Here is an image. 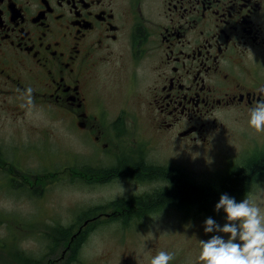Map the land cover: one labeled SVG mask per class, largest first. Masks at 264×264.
<instances>
[{
  "label": "flooded vegetation",
  "instance_id": "obj_1",
  "mask_svg": "<svg viewBox=\"0 0 264 264\" xmlns=\"http://www.w3.org/2000/svg\"><path fill=\"white\" fill-rule=\"evenodd\" d=\"M28 87L31 109L21 107ZM262 87L264 0H0V173L6 184L20 177L32 187L30 179L64 175L137 186L79 213L71 226H57L40 264H75L90 229L183 226L190 210L197 217L216 213L215 206L168 195L176 179L197 189L217 187L264 162V134H251L248 123L250 108L264 99ZM60 126L68 149L57 139ZM236 128L245 140L214 158L230 159L220 175L189 172L193 157ZM15 131L44 148L56 143L35 160L65 169H21L14 177L19 166L1 146L14 147ZM260 177L264 171L235 200ZM138 250L135 242L130 256L119 253L116 263L106 264H150L158 254ZM199 254L175 253L169 264H197Z\"/></svg>",
  "mask_w": 264,
  "mask_h": 264
},
{
  "label": "rangeland",
  "instance_id": "obj_2",
  "mask_svg": "<svg viewBox=\"0 0 264 264\" xmlns=\"http://www.w3.org/2000/svg\"><path fill=\"white\" fill-rule=\"evenodd\" d=\"M41 123H45L41 120ZM44 125V124H42ZM61 126L56 129L57 139L60 138V147L68 149L70 142ZM44 133L34 137H45ZM254 134V131H250ZM264 134V133H263ZM4 138V135L0 134ZM14 147L2 145L1 148L19 167L12 169L14 177L20 170L29 173H48L53 169L63 171L60 164L52 165L51 162L37 163L35 157L50 149H55L56 143H47L44 148L39 144V139L32 141L21 140L19 132L15 131ZM236 128L231 132L217 136L213 139V148L204 150L197 158L189 162V172L195 177L210 179L220 175L228 166L230 159L216 161L222 153L229 152L232 147L244 141ZM264 140V135L259 138ZM79 146V143H77ZM78 148V147H77ZM62 152V150H61ZM27 159H33L26 161ZM3 159H0V162ZM72 164L67 165L70 167ZM69 171H67L68 173ZM38 183L30 179L34 186L27 185L26 181L13 179L14 186L6 184V176L0 173V264H40L49 254V245L52 244L58 232L57 226L69 227L72 221L77 220L78 214L90 209L91 206L103 204V199L116 194H123L137 188L129 180H117L108 184H99L95 181H77L75 178L63 179L61 175L45 178ZM21 184V185H19ZM22 187V188H20ZM245 197L251 199L261 207L264 214V177L255 179L249 192L236 202H242ZM166 216V214H164ZM189 221L183 226L169 223L167 227L158 225L141 226L133 228H96L90 229L82 242L80 257L75 264H106L117 262L119 253L130 256L133 244L139 243L140 253L166 251L169 253H200V241H207L213 235H220L225 240L228 234L205 233L204 226L207 218H212L223 227L226 214L220 210L214 214L196 216V212H188ZM56 223V224H55ZM169 249V250H168ZM131 264H138L131 260Z\"/></svg>",
  "mask_w": 264,
  "mask_h": 264
},
{
  "label": "clouds",
  "instance_id": "obj_3",
  "mask_svg": "<svg viewBox=\"0 0 264 264\" xmlns=\"http://www.w3.org/2000/svg\"><path fill=\"white\" fill-rule=\"evenodd\" d=\"M33 91L31 87L23 91L25 103L21 107H34ZM260 94L264 96V87ZM248 123L255 133H264V99H258L250 108ZM221 209L226 214L227 223L221 227L212 218H207L204 232L228 234V239L213 235L207 241H200L197 264H264V214L261 207L247 197L237 203L235 198L222 194L215 205L217 212ZM173 259L174 254L159 251L150 264H169Z\"/></svg>",
  "mask_w": 264,
  "mask_h": 264
},
{
  "label": "trees",
  "instance_id": "obj_4",
  "mask_svg": "<svg viewBox=\"0 0 264 264\" xmlns=\"http://www.w3.org/2000/svg\"><path fill=\"white\" fill-rule=\"evenodd\" d=\"M252 167L243 171L235 178L225 180L217 187H206L197 189L191 185H187L176 179L174 182L175 188L172 190L171 199H178L179 201H188L190 203H200L204 209L214 207L220 199L222 194H227L229 197H235L242 194L247 184V181L257 172L264 171V162L252 164Z\"/></svg>",
  "mask_w": 264,
  "mask_h": 264
}]
</instances>
